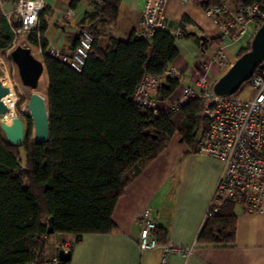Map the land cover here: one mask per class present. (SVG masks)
<instances>
[{
	"label": "trees",
	"instance_id": "16d2710c",
	"mask_svg": "<svg viewBox=\"0 0 264 264\" xmlns=\"http://www.w3.org/2000/svg\"><path fill=\"white\" fill-rule=\"evenodd\" d=\"M79 1L71 0L70 7ZM83 1L91 10L84 13L78 29L89 31L93 42L80 71L47 54L41 57L47 76L49 142L30 141V119L20 110L22 96L15 103L16 113L26 122L22 143L9 144L0 131V264H40L46 257L50 216L53 233L73 234L75 242L84 234L111 233V215L127 183L174 134L191 149L203 119L205 101L199 98L167 114H153L134 101L142 76L164 74L178 54L168 29L155 30L150 40L135 39L134 32L126 39L107 34L101 45L102 28L116 21L119 0ZM220 1L202 0L200 6L206 11ZM259 1L230 0L233 6ZM45 15L43 8L37 29L27 37L30 48H47ZM187 23L186 17L179 23L181 36L194 40L202 51L222 44L221 36L196 37L186 29ZM12 37L0 13V53ZM178 86L167 77L153 98L168 101ZM236 206L234 201H221L217 213L203 223L197 243L232 245ZM165 232L155 226L158 245L166 244Z\"/></svg>",
	"mask_w": 264,
	"mask_h": 264
},
{
	"label": "crops",
	"instance_id": "0c3cea01",
	"mask_svg": "<svg viewBox=\"0 0 264 264\" xmlns=\"http://www.w3.org/2000/svg\"><path fill=\"white\" fill-rule=\"evenodd\" d=\"M43 2L46 9L44 19L47 22L43 37L47 47L71 52L79 31L78 23L91 7L83 0L73 8L70 7L71 0ZM144 2L145 0H119L117 19L113 24L102 28L104 34L100 37V44H105L107 34L126 39L133 33ZM201 2L202 0H169L164 17L168 30L172 32L179 29V23L186 17L189 21L186 29L196 37H218V29L201 8ZM227 2L231 4L230 0ZM15 5L16 0H4L3 10L9 11ZM68 8L72 10V20H63L62 16ZM174 43L178 54L170 67L178 69L183 79L168 101H156L159 107L171 103L180 94V87L183 85L198 90L192 78L195 73L203 74L204 61L217 47L211 46L207 51H202L194 40L184 36L174 39ZM222 43H226V40ZM243 45L240 42L234 47L226 46L232 47L227 56L233 59ZM223 71L213 67L212 77L207 72L205 75L213 84ZM43 72L46 73L45 69ZM6 74L8 76V72ZM46 91L47 86L38 90L47 97ZM176 139L177 134L171 137L164 150L143 164L140 171L127 183L111 215L115 224L111 233L84 234L76 242L73 234H49L45 244L46 257L57 253L63 245L66 250L71 251L69 260L64 264H160L163 254L160 245L143 251L137 246L142 226L139 215L148 211L155 226L166 230L167 245L194 248L187 256L168 253L164 264H264L263 213H246L236 206L232 245L197 243L205 211L222 171V163L215 157L192 152L187 145L179 144ZM68 242L69 245L63 244Z\"/></svg>",
	"mask_w": 264,
	"mask_h": 264
},
{
	"label": "built area",
	"instance_id": "2783aa9c",
	"mask_svg": "<svg viewBox=\"0 0 264 264\" xmlns=\"http://www.w3.org/2000/svg\"><path fill=\"white\" fill-rule=\"evenodd\" d=\"M169 0H145L137 28L133 33L135 39L150 40L157 29H168L165 22V10ZM4 0H0V13L5 17L13 34L9 46L4 50L8 59V80L14 95L15 64L10 59V51L18 44V39L28 36L38 27V18L44 8L43 0H16V5L9 11L3 10ZM218 29L219 36L226 40L217 46L202 65L203 74H194L192 80L198 90L190 86H181L180 94L168 105L159 107L152 92L169 77L179 84L182 73L170 67L164 74L157 76L145 73L138 83L133 98L136 104L153 114H167L177 111L192 99H202L205 106L203 119L191 151L215 157L222 163V171L216 182L203 223L217 213L221 201H234L246 213L264 214V59L254 69L250 80L252 95L248 98L233 94L216 95L212 84L205 75L213 67L228 69L232 62L225 53V47L242 40L250 42L257 28L264 20V0L253 4L231 6L227 0H221L206 11ZM63 20H72V10H65ZM174 39L181 37L179 29L171 32ZM93 35L86 30H79L76 43L71 52H63L56 47L45 50L36 46L31 50L33 56L47 54L54 59L68 64L75 71H80L91 49ZM27 46L26 44H21ZM28 47V46H27ZM5 86V85H2ZM141 230L137 246L139 250L158 247L155 237V223L148 211L139 215ZM69 245L68 243H63ZM163 250L160 264H164L168 253L187 256L194 251L192 246L181 247L160 245ZM59 248H64L60 246ZM40 264H60L57 253H51Z\"/></svg>",
	"mask_w": 264,
	"mask_h": 264
},
{
	"label": "water",
	"instance_id": "95a60500",
	"mask_svg": "<svg viewBox=\"0 0 264 264\" xmlns=\"http://www.w3.org/2000/svg\"><path fill=\"white\" fill-rule=\"evenodd\" d=\"M203 37V36H201ZM10 59L15 64L20 83L33 91L26 100L28 113L23 112L24 118H29L32 124L30 133L31 142L47 144L49 142V117L47 97L36 91L38 80L44 70L40 59L34 57L27 46L16 45L10 51ZM264 59V20L253 35L249 49L235 58L231 66L219 76L212 84V90L216 95L233 94L242 83L250 79L256 66ZM9 93L6 86L0 84V131L9 144L20 145L24 138L26 122L16 115L10 123H6L3 117L6 113V106L2 98ZM52 217L47 218V234L53 233ZM71 251L59 248L57 256L60 262H67Z\"/></svg>",
	"mask_w": 264,
	"mask_h": 264
},
{
	"label": "rangeland",
	"instance_id": "374dc122",
	"mask_svg": "<svg viewBox=\"0 0 264 264\" xmlns=\"http://www.w3.org/2000/svg\"><path fill=\"white\" fill-rule=\"evenodd\" d=\"M27 37L28 36H26V35H23V36H21L19 39H18V44H26L27 45ZM240 42H242V40L240 39V40H238L237 42H235V43H233V44H230V45H232V47H234V46H237V44H239ZM17 44V45H18ZM229 45V46H230ZM244 45H246V44H244ZM243 45V46H244ZM28 46V45H27ZM29 47V46H28ZM232 47H226L225 49V53L227 54L228 52H229V49H231ZM30 48V47H29ZM31 50H34V47H31L30 48ZM34 57H36V58H38V59H40L41 60V57H39V56H34ZM235 56H234V58L233 59H231V58H229L231 61H234L235 60ZM7 65H8V59H7V57L5 56V51L3 50L1 53H0V76L2 75V71L3 72H8V68H7ZM226 70H224L221 74H223L224 72H225ZM5 73V74H6ZM207 75L209 76V77H212V69L210 68L208 71H207ZM6 77H7V80H8V76H7V74H6ZM15 80L17 81V83H18V85H17V87H15L14 88V93H15V95H16V97L18 98L19 96H22V98L24 99V101H23V103L20 105V110H22L21 109V107L22 106H24V103L26 102V100L28 99V97H29V94L33 91L32 89H30V88H27V87H24L21 83H20V80H19V78H18V75H17V70H15ZM9 81V80H8ZM47 86V76H46V73H42L41 75H40V77H39V80H38V84H37V88H36V91H38V90H40V89H44L45 87ZM9 87H10V85H9ZM21 88V89H20ZM252 92H253V90H252V84H251V80L250 79H248L247 81H245L244 83H242L241 85H240V87L234 92V94L235 95H237V96H240V97H245V98H248V97H250L251 95H252ZM14 110H15V106H14ZM178 114H180V113H178ZM16 115H18L17 113H16ZM19 116V115H18ZM177 116V115H176ZM176 116H174V119H176ZM30 123H31V121H30ZM199 126H200V124H199ZM182 127V126H181ZM24 128H25V130H26V126H24ZM30 133H31V131H32V124H31V127H30ZM177 134V133H176ZM175 135V134H174ZM32 138H31V136H30V140H31ZM170 140V139H169ZM177 142L179 143V144H185L186 145V143L184 142V141H182L179 137H178V134H177Z\"/></svg>",
	"mask_w": 264,
	"mask_h": 264
},
{
	"label": "bare ground",
	"instance_id": "6f19581e",
	"mask_svg": "<svg viewBox=\"0 0 264 264\" xmlns=\"http://www.w3.org/2000/svg\"><path fill=\"white\" fill-rule=\"evenodd\" d=\"M0 84L5 85L7 87H9L10 85L9 81L7 80L5 72H2V75L0 76ZM14 100L15 98L12 93V90H10V92L2 98V101L6 106V113L3 117V120L6 123H10L11 119L14 117V107H13ZM21 109L23 112L28 113L26 102L24 103V106L21 107Z\"/></svg>",
	"mask_w": 264,
	"mask_h": 264
}]
</instances>
